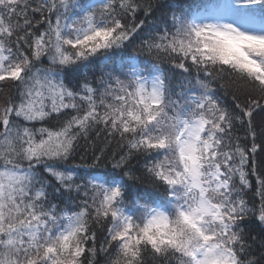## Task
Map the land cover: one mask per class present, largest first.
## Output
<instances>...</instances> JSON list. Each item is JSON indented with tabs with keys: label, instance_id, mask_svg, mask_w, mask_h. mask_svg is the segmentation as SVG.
Returning a JSON list of instances; mask_svg holds the SVG:
<instances>
[{
	"label": "snow or ice",
	"instance_id": "6c2138e0",
	"mask_svg": "<svg viewBox=\"0 0 264 264\" xmlns=\"http://www.w3.org/2000/svg\"><path fill=\"white\" fill-rule=\"evenodd\" d=\"M0 264H264V0H0Z\"/></svg>",
	"mask_w": 264,
	"mask_h": 264
},
{
	"label": "trees",
	"instance_id": "16d2710c",
	"mask_svg": "<svg viewBox=\"0 0 264 264\" xmlns=\"http://www.w3.org/2000/svg\"><path fill=\"white\" fill-rule=\"evenodd\" d=\"M222 0H184L186 6L190 7L193 10H197L198 8L205 5H215L221 3ZM36 127H40V123H36ZM49 126V125H45ZM83 143V141H82Z\"/></svg>",
	"mask_w": 264,
	"mask_h": 264
}]
</instances>
